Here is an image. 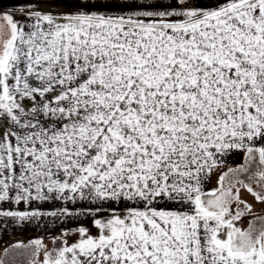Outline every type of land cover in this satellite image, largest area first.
I'll return each instance as SVG.
<instances>
[{"label":"snow or ice","instance_id":"6c2138e0","mask_svg":"<svg viewBox=\"0 0 264 264\" xmlns=\"http://www.w3.org/2000/svg\"><path fill=\"white\" fill-rule=\"evenodd\" d=\"M242 190L264 205V0H0V217L79 224L5 259L264 264Z\"/></svg>","mask_w":264,"mask_h":264},{"label":"crops","instance_id":"0c3cea01","mask_svg":"<svg viewBox=\"0 0 264 264\" xmlns=\"http://www.w3.org/2000/svg\"><path fill=\"white\" fill-rule=\"evenodd\" d=\"M17 19H19L18 16ZM234 157L235 156L231 157L230 159ZM227 163H229V160ZM229 166L231 165L229 164ZM217 180L218 173L214 172L211 175L208 183L205 184V190H210L216 187ZM63 206L65 205L62 201H41L35 202L33 204V207L39 208V210L44 213L55 211ZM67 206L75 211L76 208L80 207V204L72 205L69 203ZM5 207H7V205H5ZM12 207L23 210L26 206L21 204L18 206L12 205ZM80 223H83L85 226H90V218L86 219L81 217ZM78 226L79 224L75 220H66L63 217L53 218L48 215L25 221L23 223H18L12 220L6 221L4 218L0 217V260H5V264H12L13 258H15V264H28L30 256L27 253L21 255L16 250H10L8 258L5 259L4 249L18 241L28 244L29 241L37 239H42L43 244L51 249L53 247V237H59L64 230L76 228ZM241 226L247 227V221ZM37 259H43L42 252L41 255L37 257Z\"/></svg>","mask_w":264,"mask_h":264},{"label":"rangeland","instance_id":"374dc122","mask_svg":"<svg viewBox=\"0 0 264 264\" xmlns=\"http://www.w3.org/2000/svg\"><path fill=\"white\" fill-rule=\"evenodd\" d=\"M233 156H235V157L232 159H229V163H227L228 165L230 164V165L234 166V165H237V164L242 162L241 153H235ZM244 195H246V196H244ZM242 198H246L250 203H253L254 211L261 212L262 210H264V205L255 203L253 201V198L243 190H242ZM246 221H247V219H245L243 221V224Z\"/></svg>","mask_w":264,"mask_h":264},{"label":"trees","instance_id":"16d2710c","mask_svg":"<svg viewBox=\"0 0 264 264\" xmlns=\"http://www.w3.org/2000/svg\"><path fill=\"white\" fill-rule=\"evenodd\" d=\"M232 166V165H231ZM236 165H234V166H232V167H235ZM244 196H246V195H244Z\"/></svg>","mask_w":264,"mask_h":264}]
</instances>
